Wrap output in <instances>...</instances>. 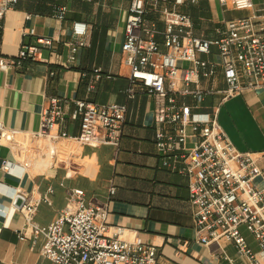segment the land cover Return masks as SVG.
Instances as JSON below:
<instances>
[{"label":"crops","instance_id":"0c3cea01","mask_svg":"<svg viewBox=\"0 0 264 264\" xmlns=\"http://www.w3.org/2000/svg\"><path fill=\"white\" fill-rule=\"evenodd\" d=\"M254 9L238 10L231 0H162L160 7L175 8L191 17L196 36L217 39L227 22L257 16V28L264 27V0H252ZM132 0H19L5 18L0 32L2 54L16 57L25 46H39L49 38L45 61L26 60L21 66H0V120L20 134L14 144L0 145V264H54L41 253L45 237L34 239L32 230L20 238L24 227L23 212L15 199H41L34 221L49 226L66 209L70 192L82 189L87 205L108 211L110 233L122 228L128 241L154 245L159 249L158 264H248L232 242L222 240L206 246L198 242L195 207L190 202L189 178L181 173L185 166L182 152L166 153L157 144L156 99L141 85L129 98L131 69L125 62L122 45ZM65 7L64 19L58 18ZM163 31L165 23L156 10L146 16ZM85 22L90 29V45L81 48L75 62L70 61L75 41L73 24ZM264 38V30L259 31ZM162 42V34L158 36ZM163 45L161 51H166ZM201 60L215 63V72L206 77L199 73L190 87L208 93L204 100L176 93L178 105L190 106L194 113L216 115L235 147L250 153L262 173L255 179L264 189V88H244L226 97L222 59L217 47ZM177 91L185 87L186 70L192 62L178 61ZM99 69L102 78L97 79ZM111 76V78H107ZM247 79L244 78V82ZM78 100L127 106L126 121L119 146L83 145L74 139L80 133ZM57 104L63 111L54 130L69 136L51 141L37 136L43 115ZM175 134L174 126L163 127ZM198 135L188 131L186 150L192 149ZM6 161L13 171L3 169ZM115 187V193L111 188ZM52 189V192L49 191ZM45 196L49 201L44 200ZM43 198V199H42ZM251 247L258 245L243 230Z\"/></svg>","mask_w":264,"mask_h":264},{"label":"built area","instance_id":"2783aa9c","mask_svg":"<svg viewBox=\"0 0 264 264\" xmlns=\"http://www.w3.org/2000/svg\"><path fill=\"white\" fill-rule=\"evenodd\" d=\"M162 0H132L122 50L125 62L131 69L129 86L125 93L136 96V86L141 85L156 99L155 120L157 144L166 153L182 152L185 166L181 173L189 178L190 202L195 207L198 242L209 246L222 240L232 242L238 255L248 264H264V189H259L255 179L262 173L250 153L238 150L220 126L217 116L194 113L187 105H178L176 93L192 95L198 103L208 93L193 90L199 73L210 77L215 63L201 60L198 55L210 54L217 47L222 59L227 83L226 97L240 93L244 88H264V38L257 28V16L227 22L226 30L217 39L196 36L189 15L175 8L160 7ZM222 2L225 0H221ZM238 10H252V0H231ZM19 0H0V32L5 18ZM182 2V0H177ZM66 8H60L59 19H64ZM158 10L165 23L160 31L155 22L146 19ZM75 41L71 44L70 61L75 62L81 48L90 45V29L85 22L73 24ZM162 34L163 41L158 39ZM39 46H25L16 57L2 54L0 41V66L18 67L26 60L45 61L43 49L52 46L49 38H41ZM167 48L161 51V46ZM178 61L192 62L186 70L185 87L177 91ZM97 79L102 78L99 69ZM111 78V76H107ZM244 78L247 79L244 82ZM76 115L80 116V133L74 139L83 145L100 146L121 143L127 106L119 103L99 104L78 100ZM63 111L55 104L43 115L42 129L37 136L55 141L67 137V132L54 130ZM174 126L175 134H166L163 127ZM189 128L198 135L190 150H186ZM20 131L8 128L0 120V145H12ZM14 163L6 161L3 169L13 171ZM115 187L111 193H115ZM52 192V189H49ZM82 189L70 192L66 209L49 226L34 221L41 199L26 201L20 209L25 217L20 238L32 230L34 239L45 237L42 255L54 264H158L159 249L154 245L128 241L122 237V228L110 233L108 211L101 206L87 205ZM43 199V198H42ZM44 200L49 201L45 196ZM243 230L255 239L258 249L251 247ZM224 259L237 264L228 254Z\"/></svg>","mask_w":264,"mask_h":264},{"label":"water","instance_id":"95a60500","mask_svg":"<svg viewBox=\"0 0 264 264\" xmlns=\"http://www.w3.org/2000/svg\"><path fill=\"white\" fill-rule=\"evenodd\" d=\"M25 202L26 199L21 195L15 199V205L20 209L24 206Z\"/></svg>","mask_w":264,"mask_h":264}]
</instances>
